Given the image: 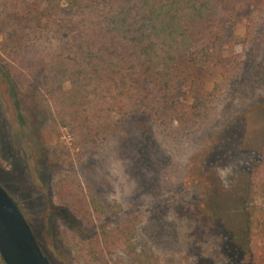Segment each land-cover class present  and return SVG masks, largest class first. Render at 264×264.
I'll list each match as a JSON object with an SVG mask.
<instances>
[{"label":"rangeland","instance_id":"obj_1","mask_svg":"<svg viewBox=\"0 0 264 264\" xmlns=\"http://www.w3.org/2000/svg\"><path fill=\"white\" fill-rule=\"evenodd\" d=\"M7 2L0 0L2 18ZM66 11L74 17V10ZM256 16L253 3L241 5L222 58L202 71L212 88L236 64V92L249 91L231 112H213L215 126L167 134L136 117L113 118L99 128L86 153L78 152L81 147L66 129L55 133L58 120L46 116L48 102L15 83L0 61V184L17 201L51 264H102L94 250L73 246L77 239L93 238V249L104 226L133 231L130 241L107 254L108 264H227L223 223L230 225L243 203L238 190L257 161L250 152L264 145V28L254 41L247 34ZM64 163L73 166L64 169L75 172V185L92 208L107 212V224L83 221L61 203L55 181ZM252 200L261 202L256 195ZM0 264H5L1 255Z\"/></svg>","mask_w":264,"mask_h":264},{"label":"trees","instance_id":"obj_2","mask_svg":"<svg viewBox=\"0 0 264 264\" xmlns=\"http://www.w3.org/2000/svg\"><path fill=\"white\" fill-rule=\"evenodd\" d=\"M245 3L256 7L247 33L254 41L257 29L264 28V0H8L7 17L0 16V61L15 83L48 102L46 116L58 120L53 130L70 132L79 153L89 151L99 128L113 118L136 117L167 134L188 135L215 126L213 112H231L237 98L249 92H236V64L212 88L202 78V71L222 58L226 34L237 26ZM252 152L256 166L238 190L243 203L231 224L223 223L227 264H264V145ZM59 155L56 150L55 158ZM60 167L55 189L61 203L83 221L105 223L107 212L94 210L75 185V172L64 169L73 166ZM253 195L261 202L250 201ZM112 230L102 227L93 249V238L77 239L73 247L94 250V259L108 264L107 254L133 234L132 227Z\"/></svg>","mask_w":264,"mask_h":264},{"label":"water","instance_id":"obj_3","mask_svg":"<svg viewBox=\"0 0 264 264\" xmlns=\"http://www.w3.org/2000/svg\"><path fill=\"white\" fill-rule=\"evenodd\" d=\"M0 255L5 264H51L18 204L1 184Z\"/></svg>","mask_w":264,"mask_h":264}]
</instances>
